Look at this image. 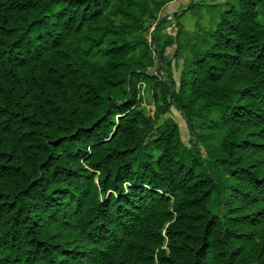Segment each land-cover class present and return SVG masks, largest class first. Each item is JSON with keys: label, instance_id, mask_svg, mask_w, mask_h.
Returning <instances> with one entry per match:
<instances>
[{"label": "trees", "instance_id": "trees-1", "mask_svg": "<svg viewBox=\"0 0 264 264\" xmlns=\"http://www.w3.org/2000/svg\"><path fill=\"white\" fill-rule=\"evenodd\" d=\"M174 1L0 0V264H264V0Z\"/></svg>", "mask_w": 264, "mask_h": 264}, {"label": "rangeland", "instance_id": "rangeland-1", "mask_svg": "<svg viewBox=\"0 0 264 264\" xmlns=\"http://www.w3.org/2000/svg\"><path fill=\"white\" fill-rule=\"evenodd\" d=\"M197 0H176L170 4H168L163 11L161 12V17H169V19H172V14L175 12L183 13V15L179 18V22L183 24L184 28L188 31L195 30V23L199 16H201V24L202 26L208 28L211 25V15L214 13L217 15L221 9H225L226 5H223L222 8L211 6L214 1H210L208 4L209 6H202L200 8H190L189 6L192 4V2H195ZM220 1V0H219ZM212 9V10H209ZM172 27H168V30H171ZM173 49L168 50L169 56L172 54ZM175 77H178V71L175 70L174 72ZM173 117L179 122L180 124V130H181V136L184 140V142H187L188 140V131L185 126V123L183 119L181 118V115L178 111L173 110L172 111Z\"/></svg>", "mask_w": 264, "mask_h": 264}, {"label": "water", "instance_id": "water-1", "mask_svg": "<svg viewBox=\"0 0 264 264\" xmlns=\"http://www.w3.org/2000/svg\"><path fill=\"white\" fill-rule=\"evenodd\" d=\"M182 13V12H181ZM180 14V13H179ZM169 19V17H166L165 20ZM154 29V28H153ZM156 50V49H155Z\"/></svg>", "mask_w": 264, "mask_h": 264}]
</instances>
